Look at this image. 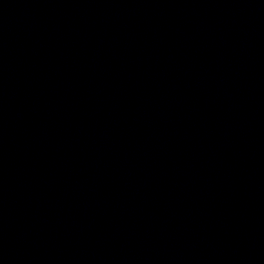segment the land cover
<instances>
[{"label": "water", "instance_id": "water-1", "mask_svg": "<svg viewBox=\"0 0 264 264\" xmlns=\"http://www.w3.org/2000/svg\"><path fill=\"white\" fill-rule=\"evenodd\" d=\"M0 264H264V0H0Z\"/></svg>", "mask_w": 264, "mask_h": 264}]
</instances>
